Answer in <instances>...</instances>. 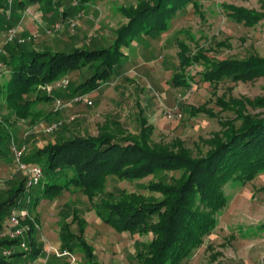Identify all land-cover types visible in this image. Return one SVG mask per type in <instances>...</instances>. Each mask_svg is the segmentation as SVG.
<instances>
[{"label": "trees", "instance_id": "1", "mask_svg": "<svg viewBox=\"0 0 264 264\" xmlns=\"http://www.w3.org/2000/svg\"><path fill=\"white\" fill-rule=\"evenodd\" d=\"M36 1L42 0H19L17 7L21 9ZM90 1L78 0L72 9ZM191 2L193 0H138L136 5L121 7L120 13L127 21L115 30L112 43L101 49L76 47L70 52L37 51L20 43L19 39L6 43L1 61L8 78L0 85V97L11 113L27 118L32 105L40 101L72 98L94 91L117 73L125 57L123 49H128L135 38L153 39L165 32L170 20ZM197 5L193 2L195 10ZM260 5L264 10V0H260ZM8 8V0H0V31L14 26V21L9 20ZM222 8L228 17L247 27H254L264 19V11L232 4H223ZM68 13V10L63 11L62 18ZM177 45L178 71L171 78L175 87H190L199 82L189 72L194 66L202 67L199 80L213 89L212 94L220 84L246 83L264 77V57L257 54L215 60L208 56L211 49L198 47L191 51L183 42ZM84 68L93 69V74L73 87L68 77ZM62 78L69 81L66 93L37 94L47 84ZM216 103L223 110L231 111L234 117L221 122L220 130L204 140L207 150L196 156L187 148L173 151L153 144L148 139L152 127L143 123L136 135L119 136V130H107L97 136L61 139L38 149L23 160L41 168L35 159L46 164L47 171L42 168V172L43 176L47 173L49 181L36 190L38 195L34 201L40 196L53 199L65 191L92 198L105 190L109 179L134 182L151 177L145 185L151 193L149 196L120 190V199L101 200L96 206V217L117 234L149 236V241L134 256L135 264H188L216 228L217 215L228 204L224 187L230 183L244 186L264 174V96L228 101L222 96L217 97ZM191 110L193 114L204 112L214 116L203 107ZM3 142L0 134V144ZM25 187L26 175L9 187L0 188V264H17V259L24 262L33 246L34 223L30 219L28 230L10 224L12 213L21 208ZM30 200L28 198L26 204ZM70 215V221L65 218L60 224L62 247L59 249L72 253L79 247L87 258L83 264H98L84 239V220L75 209ZM73 226L77 232L72 231ZM17 229H23L22 233L12 236ZM23 243L28 245L27 250L20 249Z\"/></svg>", "mask_w": 264, "mask_h": 264}, {"label": "rangeland", "instance_id": "2", "mask_svg": "<svg viewBox=\"0 0 264 264\" xmlns=\"http://www.w3.org/2000/svg\"><path fill=\"white\" fill-rule=\"evenodd\" d=\"M18 1L8 0L9 20L18 27L15 39L23 40L20 43L37 51L53 52H70L76 47L90 50L108 47L115 38V30L127 21L120 8L138 2L91 0L83 7L72 9L78 0H42L18 9ZM193 2L198 4L197 10ZM193 2L170 20L165 32L153 39L135 38L128 49H123L125 57L117 73L103 81L96 90L85 94L91 101L89 106L70 104L60 108L55 101L63 98L56 97L52 101L32 105L30 116L22 118L8 110L1 96L0 134L4 142L0 144V188H7L25 176L18 170L13 144L16 149H23L20 160L24 162V158L38 149L61 139L78 135L97 136L107 130H119V136L136 135L143 123L152 127L148 139L153 144L173 151L187 148L196 156L207 150L204 140L220 130L221 122L234 117L231 111L223 110L216 103L217 97L223 96L228 101L230 98L264 96V77L246 83L220 84L212 94L213 89L199 80L202 70L199 66L189 69L198 83L190 87L172 85L171 78L179 65L178 42L185 43L191 51L198 47L211 49L208 56L215 60L243 58L251 54L264 57V19L254 27H247L228 17L222 8L223 4H232L264 11L260 0ZM65 10L69 13L63 19L61 14ZM27 12L33 16H30L29 24L23 20ZM72 20L76 23L74 28L70 27ZM56 24L61 25L60 31L56 30ZM9 28L6 26L0 31V85L8 78L3 73L6 69L1 55L3 46L10 43L7 40ZM222 42L227 45L218 46ZM92 74L93 69L84 68L68 79L75 87ZM37 94L43 96L47 93L41 90ZM193 107H203L214 116L204 112L193 114ZM60 123L62 127L48 132L49 128ZM35 162L47 171L43 161L35 159ZM150 180L151 177L134 182L109 179L105 190L92 198L79 192L65 191L53 199L40 196L34 201L38 195L36 190L49 181L46 173L39 185L25 192L21 208L14 212L19 215V226L28 230L30 219L34 223V234L43 236L59 234L61 222L65 218L70 221V214L75 209L85 222L84 234H87L89 244L98 249L102 264H135L134 256L149 241V236L117 235L96 217L95 210L101 200L120 199V190L149 196L151 193L145 185ZM224 192L228 204L217 215L216 228L205 238L188 264H264V174L244 186L230 183L224 187ZM28 198L31 203L26 204ZM72 231L77 232L74 226ZM22 235L24 239V232ZM71 254L75 260L72 262L68 258L70 264H80L78 257L85 260L83 253L78 257L77 252ZM23 263L17 259V264Z\"/></svg>", "mask_w": 264, "mask_h": 264}, {"label": "built area", "instance_id": "3", "mask_svg": "<svg viewBox=\"0 0 264 264\" xmlns=\"http://www.w3.org/2000/svg\"><path fill=\"white\" fill-rule=\"evenodd\" d=\"M11 1V0H9ZM75 6V5H73ZM76 25L75 20L70 22V27L74 28ZM57 31H60L61 29V25L56 24L55 26ZM18 31V27L17 26H12L7 30V40L8 42H12L15 38H16V34ZM19 42H23V40H19ZM2 66L0 65V68ZM69 85V81L68 79H60L58 81H55L53 83L47 84L46 86H44L42 88L43 91H45L47 94H52L54 91H58L61 89H65L67 88ZM56 106L57 107H66L69 106L70 104H83V105H91V101L88 100L86 95H76L73 96L72 98H70L69 101H62L60 99H56L55 101ZM57 128V126H54L53 128H49L48 132H52L53 130H55ZM13 148V152H14V156L16 157V162L18 165V170L21 172H24L26 175V187L25 190L26 192H29V190L33 187V186H37L40 181L42 180L43 177V172H42V168L36 164H30V163H25L22 162L20 160L21 154L23 152V149H16L14 144L12 145ZM25 213H22V215H24ZM10 224L14 225L15 227L19 226V215L15 212L12 213L11 218H10ZM23 229H17L13 234V235H20L22 233ZM21 248L23 250H27L26 245L23 243L21 244ZM44 252L47 255H55L56 257H69L72 259V262H74V257L72 256V254L68 251H61L60 249L56 248V247H52L49 246L47 248L44 249ZM7 255L10 254V252H6ZM70 259V260H71Z\"/></svg>", "mask_w": 264, "mask_h": 264}, {"label": "crops", "instance_id": "4", "mask_svg": "<svg viewBox=\"0 0 264 264\" xmlns=\"http://www.w3.org/2000/svg\"><path fill=\"white\" fill-rule=\"evenodd\" d=\"M28 12H27V15L26 16L24 15L23 17V20L26 19V24L30 23L32 19L30 18V16L33 17L32 14L29 15ZM66 90H68V88L62 89L60 91H55V93H66L67 92ZM60 98H63L62 99L63 101H67L70 99V98H64V97H60ZM80 105L85 106L83 104H80ZM31 237H33L32 238L33 246L31 247V252L25 255L24 264H70L69 257H56L54 255H47L44 252V249L47 246L54 245L58 248L62 247V241H61L60 234H44L43 236H41V234L40 235L33 234ZM84 239L87 242V244L91 247V249L93 250L94 261L97 262L98 264H102L99 258V256L101 257V255L100 254L98 255V251H97L98 249L96 248V246L89 244L87 240V234H84ZM76 248H78L79 250L75 251ZM76 248H74V251L72 253L77 252L78 254L77 257L82 256L81 255L82 253L85 255V252L82 249H80L79 247H76ZM65 259L66 260L68 259V260L66 261ZM86 259H87L86 257H85V260L84 258L80 259V257H78V261L81 264H83L86 261Z\"/></svg>", "mask_w": 264, "mask_h": 264}]
</instances>
